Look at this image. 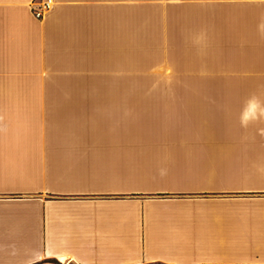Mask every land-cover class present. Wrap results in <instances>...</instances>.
<instances>
[{
	"label": "crops",
	"instance_id": "1",
	"mask_svg": "<svg viewBox=\"0 0 264 264\" xmlns=\"http://www.w3.org/2000/svg\"><path fill=\"white\" fill-rule=\"evenodd\" d=\"M35 1L0 0V264H264V106L164 127L129 92L132 8L249 18L262 53L264 0Z\"/></svg>",
	"mask_w": 264,
	"mask_h": 264
},
{
	"label": "rangeland",
	"instance_id": "2",
	"mask_svg": "<svg viewBox=\"0 0 264 264\" xmlns=\"http://www.w3.org/2000/svg\"><path fill=\"white\" fill-rule=\"evenodd\" d=\"M196 10H173L169 3H147L131 9L129 92L132 113L142 111L143 118L151 117L147 122L156 119L159 126L176 125L170 121L190 115L185 111L187 106L194 111H216L212 115L223 114L221 110L249 115L252 105L253 109L264 106V52H249L251 44L244 45L246 39L240 37L242 31L251 33L250 19L242 22L244 29L236 27L242 26L241 22H224L234 36L224 39L218 17L216 26L214 19L202 23L205 15ZM258 13L261 15V7ZM218 14L229 16L224 9ZM174 15L192 22L188 28L176 18L174 29L187 36L171 37ZM259 48L264 50L261 45ZM257 96L260 100L253 102L252 97ZM143 132L155 135L149 128ZM162 132L156 135L171 136L169 131Z\"/></svg>",
	"mask_w": 264,
	"mask_h": 264
},
{
	"label": "built area",
	"instance_id": "3",
	"mask_svg": "<svg viewBox=\"0 0 264 264\" xmlns=\"http://www.w3.org/2000/svg\"><path fill=\"white\" fill-rule=\"evenodd\" d=\"M54 6V0H37L31 5V8L34 17L37 20H43L44 17L53 10Z\"/></svg>",
	"mask_w": 264,
	"mask_h": 264
}]
</instances>
